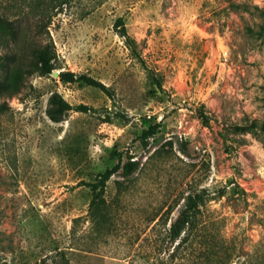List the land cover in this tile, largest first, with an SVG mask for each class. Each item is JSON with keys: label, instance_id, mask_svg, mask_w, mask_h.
I'll return each instance as SVG.
<instances>
[{"label": "rangeland", "instance_id": "374dc122", "mask_svg": "<svg viewBox=\"0 0 264 264\" xmlns=\"http://www.w3.org/2000/svg\"><path fill=\"white\" fill-rule=\"evenodd\" d=\"M261 9L264 0H0V264H203L202 236L172 252L177 239L167 234L194 191L205 198L210 233L202 235L214 242L221 234L250 253L237 263L256 264L264 240ZM45 41L54 45L53 70L91 75L110 95L10 60ZM52 91L91 108L52 121ZM130 156L138 167L127 177L114 172L100 207H91L88 183ZM233 184L242 196L226 192Z\"/></svg>", "mask_w": 264, "mask_h": 264}, {"label": "trees", "instance_id": "16d2710c", "mask_svg": "<svg viewBox=\"0 0 264 264\" xmlns=\"http://www.w3.org/2000/svg\"><path fill=\"white\" fill-rule=\"evenodd\" d=\"M261 10L262 12L264 11V9ZM39 14L41 16H46L47 11L40 10ZM1 21L9 33H16L11 21L7 19H1ZM115 25L116 27L119 26L118 33L124 37L131 52L135 53L136 42L127 34L123 19L118 17L115 21ZM260 28L262 30L259 31V36L264 34V27L261 26ZM55 57L56 53L53 43L45 41L31 44L28 48V54H20L19 56L15 54V56H12L10 60L17 61L22 70L27 71L30 74L37 73L38 75H49L53 69L58 68L55 64ZM57 77L62 82L84 83L86 85L96 87L107 95H110V89L108 86L91 75L74 72L69 69H62L59 70ZM2 83L3 82L0 81V85H2ZM90 108L91 106L84 103L72 104L68 102L58 91H52L48 96L45 112L52 121H60L69 110L87 111ZM131 157L132 156L128 157L123 163L117 162L114 166L106 168L97 182L88 183L93 192L90 200L91 207L93 205L95 208L100 207L98 200H104V189L106 187L105 182L114 172L119 170L121 176L127 177L138 167V161L136 159H131ZM118 158H120L119 154ZM228 183L230 184L231 182L228 181ZM228 189L229 190L226 192H230L231 194L238 193L239 196H242L241 193H244V190L237 184H233L232 187L229 186ZM219 195H223V192L219 193ZM204 200V195L200 191L188 192L185 196H183V201L178 207L177 214L170 222L167 229L168 237L173 241L177 239V244L174 246L172 252L175 250L178 251V248L180 247H189L192 244L193 239L197 235H200L202 236L203 243L206 245L205 253L202 257L203 264H232L236 257L241 256L242 254L250 257L251 255L249 252L244 253L241 247L234 244L231 240L227 243V239L222 238L221 234L220 239L214 234V242L212 240H210V242L205 238L206 236L202 235L203 231L207 233L209 232V228L206 225L209 220L203 216L204 210L202 209V205ZM159 219H161V217H159L154 224L158 223ZM261 242L260 248L257 250L256 264H264V240H261ZM247 259L244 258L243 262L240 261L237 263L239 261L238 257L235 264H246L244 261Z\"/></svg>", "mask_w": 264, "mask_h": 264}, {"label": "water", "instance_id": "95a60500", "mask_svg": "<svg viewBox=\"0 0 264 264\" xmlns=\"http://www.w3.org/2000/svg\"><path fill=\"white\" fill-rule=\"evenodd\" d=\"M58 73H59L58 70H53V71L51 72V74H52L53 76H58Z\"/></svg>", "mask_w": 264, "mask_h": 264}]
</instances>
